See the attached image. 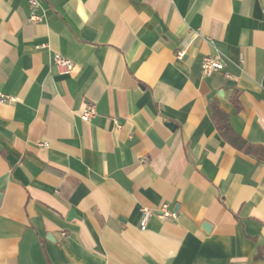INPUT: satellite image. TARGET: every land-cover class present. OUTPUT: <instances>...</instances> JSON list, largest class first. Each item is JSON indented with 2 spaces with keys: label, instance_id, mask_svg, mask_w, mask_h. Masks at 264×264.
Returning <instances> with one entry per match:
<instances>
[{
  "label": "crops",
  "instance_id": "0c3cea01",
  "mask_svg": "<svg viewBox=\"0 0 264 264\" xmlns=\"http://www.w3.org/2000/svg\"><path fill=\"white\" fill-rule=\"evenodd\" d=\"M38 1L0 0V264H264V160L213 114L264 145V0Z\"/></svg>",
  "mask_w": 264,
  "mask_h": 264
},
{
  "label": "built area",
  "instance_id": "2783aa9c",
  "mask_svg": "<svg viewBox=\"0 0 264 264\" xmlns=\"http://www.w3.org/2000/svg\"><path fill=\"white\" fill-rule=\"evenodd\" d=\"M30 5V15L29 21L33 23L42 22L44 17L42 14L39 13L40 3L38 0H29ZM185 48L184 45L180 49L177 50V58L182 59L185 55ZM54 65L57 67L59 73L62 75H70L75 67V63L72 59L64 57L60 53H56L53 59ZM225 68V63L219 54H207L202 58L201 61V70L204 76H211L215 72L223 71ZM0 99H11L9 95L0 94ZM96 105L95 104H88L86 108L81 113V119L83 121H89L95 114H96ZM40 145H46V143H40ZM143 215L140 222V228L145 230L147 227L148 220L151 216L157 215L159 218L162 219H178L180 214L175 211H171L168 209L166 204L158 207L155 211L149 208L142 209ZM65 234V233H64Z\"/></svg>",
  "mask_w": 264,
  "mask_h": 264
},
{
  "label": "trees",
  "instance_id": "16d2710c",
  "mask_svg": "<svg viewBox=\"0 0 264 264\" xmlns=\"http://www.w3.org/2000/svg\"><path fill=\"white\" fill-rule=\"evenodd\" d=\"M213 114L217 117V125L223 135L231 139L232 143L239 149L244 150L248 154H252L260 160H264V145L249 144L238 135L231 132L228 124V116L221 111L218 105L213 106Z\"/></svg>",
  "mask_w": 264,
  "mask_h": 264
},
{
  "label": "water",
  "instance_id": "95a60500",
  "mask_svg": "<svg viewBox=\"0 0 264 264\" xmlns=\"http://www.w3.org/2000/svg\"><path fill=\"white\" fill-rule=\"evenodd\" d=\"M0 199H1V194H0Z\"/></svg>",
  "mask_w": 264,
  "mask_h": 264
}]
</instances>
